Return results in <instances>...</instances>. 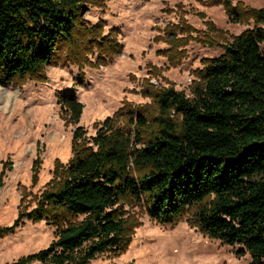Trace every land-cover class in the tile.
<instances>
[{"label": "trees", "instance_id": "16d2710c", "mask_svg": "<svg viewBox=\"0 0 264 264\" xmlns=\"http://www.w3.org/2000/svg\"><path fill=\"white\" fill-rule=\"evenodd\" d=\"M86 1L0 0V87L42 80L45 67L60 59V47L69 49L67 62L77 64L85 56L70 48L78 38L84 45L104 39L115 53L111 34L102 37L101 23L81 24ZM215 3L232 22L252 21L254 27L224 45L219 57L202 61L192 98L173 87L156 91L151 126L142 114L127 112V126L136 127L134 145L130 131L110 118L89 138L92 148L81 145L84 131L77 127L72 158L66 164L55 160L51 184L34 195L35 206L0 228L2 237L23 220L45 221L55 239L13 264H89L104 253L119 257L133 235L118 211L127 200L143 204L155 223L186 220L208 239L242 246L249 264H264V9ZM178 41L172 36L169 43L175 47ZM57 101L77 124L83 105L67 91ZM39 162H32V182Z\"/></svg>", "mask_w": 264, "mask_h": 264}, {"label": "rangeland", "instance_id": "374dc122", "mask_svg": "<svg viewBox=\"0 0 264 264\" xmlns=\"http://www.w3.org/2000/svg\"><path fill=\"white\" fill-rule=\"evenodd\" d=\"M218 1L223 0H87L81 24L90 28L101 23L102 37L111 34L110 45H115L116 52L110 51L104 39L84 45L78 38L70 48L85 56L76 58L77 64L67 62L72 60L65 54L69 49L60 47V59L45 67L42 80L0 87V228L11 226L25 207L35 206L34 195L39 196L51 184L55 160L66 164L72 158V134L77 127L84 131L81 145L92 148L89 138L110 118L130 131L134 145L136 127L135 123L127 126V112L142 114L151 126L157 116L156 91L173 87L192 98L194 86L200 82L202 61L219 57L224 45L254 27L252 21L232 22L215 3ZM230 1L264 9V0ZM184 25L191 31H184ZM172 36L180 40L175 47L169 43ZM62 91L72 93L83 105L77 124L60 112L57 94ZM4 93L10 95L5 105ZM36 158L40 160L38 174L32 182ZM118 206L133 229L132 239L119 257L104 253L89 264L250 262L242 246L208 239L186 220L162 225L147 217L143 204L127 200ZM188 216L186 213L184 218ZM22 222L0 237V264H13L55 239L54 228L45 221Z\"/></svg>", "mask_w": 264, "mask_h": 264}, {"label": "bare ground", "instance_id": "6f19581e", "mask_svg": "<svg viewBox=\"0 0 264 264\" xmlns=\"http://www.w3.org/2000/svg\"><path fill=\"white\" fill-rule=\"evenodd\" d=\"M5 92H6V91H5ZM4 94H6V93H4ZM9 97H10V95H9V94H6V95L2 98V102H3L4 105L8 102Z\"/></svg>", "mask_w": 264, "mask_h": 264}]
</instances>
